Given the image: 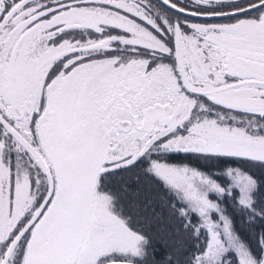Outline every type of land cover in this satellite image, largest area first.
I'll return each mask as SVG.
<instances>
[{
	"label": "snow or ice",
	"instance_id": "obj_1",
	"mask_svg": "<svg viewBox=\"0 0 264 264\" xmlns=\"http://www.w3.org/2000/svg\"><path fill=\"white\" fill-rule=\"evenodd\" d=\"M0 264H264V0H0Z\"/></svg>",
	"mask_w": 264,
	"mask_h": 264
}]
</instances>
